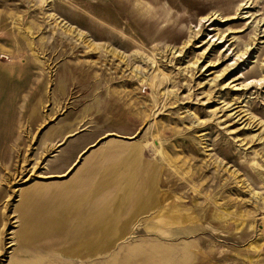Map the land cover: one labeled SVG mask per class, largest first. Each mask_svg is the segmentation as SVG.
<instances>
[{
    "label": "rangeland",
    "instance_id": "obj_1",
    "mask_svg": "<svg viewBox=\"0 0 264 264\" xmlns=\"http://www.w3.org/2000/svg\"><path fill=\"white\" fill-rule=\"evenodd\" d=\"M263 20L0 0V264H264Z\"/></svg>",
    "mask_w": 264,
    "mask_h": 264
},
{
    "label": "bare ground",
    "instance_id": "obj_2",
    "mask_svg": "<svg viewBox=\"0 0 264 264\" xmlns=\"http://www.w3.org/2000/svg\"><path fill=\"white\" fill-rule=\"evenodd\" d=\"M241 4V3H240ZM240 4H237V6L239 5V7L238 8H236V10L239 12H241V10L240 9H242L243 7H240ZM235 15H233L232 17H234ZM237 16V15H236ZM253 16V15H252ZM251 16V17H252ZM230 17V16H229ZM254 17V16H253ZM255 17H257V16H255ZM254 17V18H255ZM263 19V16H261L260 18H258V22L260 21V20H262ZM253 20V19H252ZM263 22H264V20H263ZM261 26V25H260ZM260 26L258 27V23L254 26V27H252L253 29H254V36L256 37L257 36V38H262L263 36H264V29H260ZM263 26V25H262ZM262 28V27H261ZM258 35H261L260 37H258ZM262 42V41H261ZM264 59V58H263ZM264 69V68H263ZM235 113V112H234Z\"/></svg>",
    "mask_w": 264,
    "mask_h": 264
},
{
    "label": "crops",
    "instance_id": "obj_3",
    "mask_svg": "<svg viewBox=\"0 0 264 264\" xmlns=\"http://www.w3.org/2000/svg\"><path fill=\"white\" fill-rule=\"evenodd\" d=\"M91 145V144H90ZM89 150V149H88ZM88 150H85V149H83V150H81V156L79 157V160L82 158V156L88 151ZM64 155V154H63ZM66 159V156H62L61 158H60V160H65ZM79 160L78 161H76L73 165H77L78 164V162H79ZM64 187V186H63Z\"/></svg>",
    "mask_w": 264,
    "mask_h": 264
}]
</instances>
